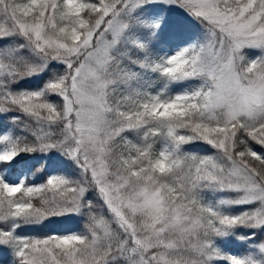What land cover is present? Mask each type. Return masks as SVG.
<instances>
[{"label":"snow or ice","instance_id":"6c2138e0","mask_svg":"<svg viewBox=\"0 0 264 264\" xmlns=\"http://www.w3.org/2000/svg\"><path fill=\"white\" fill-rule=\"evenodd\" d=\"M0 264H264V0H0Z\"/></svg>","mask_w":264,"mask_h":264},{"label":"trees","instance_id":"16d2710c","mask_svg":"<svg viewBox=\"0 0 264 264\" xmlns=\"http://www.w3.org/2000/svg\"><path fill=\"white\" fill-rule=\"evenodd\" d=\"M34 159H38V158H34ZM53 160H55V157H53ZM29 162H32V158L25 157L21 161L20 167H24ZM51 167L55 168V167H57V165L52 164ZM34 172H35V170H34ZM36 175L39 176L40 173L36 172ZM44 175H47V172H45ZM31 180H32V177L30 176L29 182H31ZM37 182H39V180H37ZM82 226H83V221L80 222V227L82 228ZM70 229L71 230H79V229H77V224L74 220H71V219L58 220V218H56V219H53V221L50 223H46L45 225L38 226V230L33 234L40 235V236L47 235V234H50L52 232H58V233L63 234Z\"/></svg>","mask_w":264,"mask_h":264}]
</instances>
